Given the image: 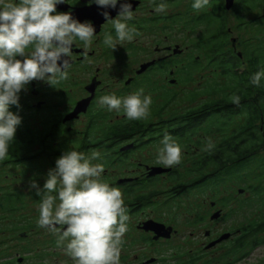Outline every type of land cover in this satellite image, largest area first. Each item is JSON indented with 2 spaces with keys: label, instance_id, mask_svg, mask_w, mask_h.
<instances>
[{
  "label": "flooded vegetation",
  "instance_id": "obj_1",
  "mask_svg": "<svg viewBox=\"0 0 264 264\" xmlns=\"http://www.w3.org/2000/svg\"><path fill=\"white\" fill-rule=\"evenodd\" d=\"M132 1L131 4L136 2V5L133 7V19L128 21L129 26L134 27L136 31L143 30L152 35L158 29L154 52L161 54V51H164V54L152 58L149 53L145 57L146 59L143 58L144 60L136 65L132 57L124 54L128 52L127 49L130 48L129 52H131L132 49L141 46L140 44L138 46L133 42L124 46L118 44L115 49H111L103 43L105 33H111L115 38V30L109 22H106L102 13L107 11L111 18H115L118 13L113 14L110 7H98L94 2L89 3V0H64L63 3L57 5L56 10L69 12L74 19L80 22H90L96 30L92 45L85 50L79 40L73 44L72 66L68 70V78L61 81L56 87L45 81L33 80L20 92L19 107L10 106V111L21 117V123L16 129L15 135L19 134L20 137L22 130L26 128L29 133L45 139V143H48L47 137L53 138L56 132L63 140H67L68 148L73 146L71 141L85 138L86 144L75 149L76 151L87 156L85 150L104 149L108 152L105 153L107 156H112L114 165L123 166L121 163L127 160L132 152L146 148L147 145L160 140L165 133H168L172 138L183 139L179 134L169 132L180 126L177 121L181 119L178 117H174L172 120L137 121L145 125L143 132H131L122 135L115 131L112 132L113 126L133 121L127 120L125 115L119 116L117 113L113 114L106 108L97 106L98 98L111 93L115 85L123 83L126 85L125 88L135 82L137 85L145 81L141 80V76L146 78V75L150 74L155 67L161 69L165 66L166 58L170 54L168 48L171 47L169 43L167 44L168 37L165 34L169 23L181 22L184 14L187 15V22H196V19L200 17L208 20L210 27L213 28V32L208 38L211 45L222 41L223 46H225L230 38L231 45L235 48L236 42H242V51H236L235 55L230 52V49L226 52L229 53V59L238 57V60H241V65L247 66L248 58L251 55L257 57L260 52H264V0H232V4L228 8L225 0H209L207 17L206 15L200 16L206 14L205 12L190 16L194 0H188V6L184 11L179 8L173 12H166V14H157L154 10L155 5L160 3L166 5L177 0H154V3L150 0ZM217 6L220 7L219 11ZM222 17L224 18V32L223 35H220L218 27ZM229 23H236L235 25L242 29L244 35L229 37L232 28ZM161 32H163L162 36H160ZM213 49L215 47H212ZM177 51L179 50L176 49ZM221 59L219 58V60ZM219 60L218 63L221 66ZM225 61L224 65L230 68L231 62ZM145 64L147 66L142 68ZM241 65L240 71H244L245 67L241 68ZM148 80L150 81L149 76ZM85 99L88 100L85 109L70 118H66L72 113L77 103L79 104ZM87 114L89 115L86 122L87 130L85 128L76 131L72 124ZM30 115H32L31 120H29ZM29 124H35L38 128L35 129ZM161 128L164 132H161ZM74 134L79 136L72 137ZM104 141H107L104 143L108 144L107 147H103ZM42 146L37 142L26 154L22 149H9L7 158L0 161V174L5 165L11 164L16 168L20 166L19 172H13L10 178H8L7 173H4V182L0 183V264H74L71 258L65 254V247L57 245V237L36 225V220L39 217L37 206L40 197L37 196L34 188H29V183L34 180L42 189L44 182L37 181L36 175L24 180L25 175L30 168L39 171V163L36 162V159L51 160L53 156H61L65 152V150L61 151L60 149H43ZM52 146L54 149L56 148V140ZM196 160V157L192 160L191 172H193L192 170L197 171L193 166ZM107 162L109 165L104 163L105 171L107 169L109 171V167H112V163L109 160ZM129 163V165L123 166L125 167L123 172L129 174L121 175L109 182L110 186L121 190L128 210L127 214L130 217L127 222L129 230L124 236V243L121 248L120 264H167V261L171 264H218L217 262L210 263V261L203 262L204 255L198 252L188 255L180 249V254L174 256L171 254L168 257L161 252L162 244L168 243L177 233L174 225L165 221L167 218L162 214V208L173 197L181 194L188 183L175 182L176 184H173L168 190L159 186L164 184L168 174L176 180L180 179L181 176L178 177V175H180L179 171L182 170V164L166 168L157 165L155 162L148 164L152 163V160L148 162L135 160V162L129 161ZM113 169L114 167H112ZM34 170L29 173H35ZM164 194H166L165 202L161 203L160 200ZM211 210H213L209 214L211 221L221 217L222 208L218 206L217 201L211 200L209 202L207 212ZM217 211L218 216L212 218V215ZM204 215L196 214V219L203 221ZM133 219L134 224L132 223ZM135 232L140 236L138 240L133 238ZM209 234L210 231L207 230L205 235L208 236ZM217 238H212L208 243ZM136 242H139L140 248L147 247L148 251L144 254L133 253L137 249L132 247ZM217 244L212 245V247ZM212 247L210 246V248ZM210 248L204 247V249ZM130 250H133L132 254ZM247 254L244 253L242 256H247ZM185 257L186 260H184Z\"/></svg>",
  "mask_w": 264,
  "mask_h": 264
},
{
  "label": "clouds",
  "instance_id": "obj_2",
  "mask_svg": "<svg viewBox=\"0 0 264 264\" xmlns=\"http://www.w3.org/2000/svg\"><path fill=\"white\" fill-rule=\"evenodd\" d=\"M64 0H0V161L7 158L21 117L10 111L19 107V94L33 80L45 81L56 87L68 78L72 66V47L79 40L85 50L92 45L96 30L90 22H80L69 12H58ZM98 7L116 8L118 0H89ZM154 3V0H150ZM209 0H194L199 12ZM157 14H166L164 3L155 5ZM115 30V38L105 33L103 43L111 49L132 42L139 35L128 21L134 17L132 4L121 0L118 14L111 18L102 13ZM86 58V55H85ZM264 68L254 73L249 83L259 87ZM230 102L236 106L241 97L233 94ZM152 98L143 88L126 96L115 94L98 98L97 106L123 113L129 121L147 119ZM155 163L166 168L182 162L181 147L165 133L160 141ZM209 139L203 149H214ZM100 158L98 151L90 156L67 150L56 159L41 189L36 181L29 185L40 197L36 225L57 237V245L74 264H120L124 236L130 220L119 188L103 181L104 165L93 164Z\"/></svg>",
  "mask_w": 264,
  "mask_h": 264
},
{
  "label": "rangeland",
  "instance_id": "obj_3",
  "mask_svg": "<svg viewBox=\"0 0 264 264\" xmlns=\"http://www.w3.org/2000/svg\"><path fill=\"white\" fill-rule=\"evenodd\" d=\"M188 2V0L169 2L166 4L167 12H173L179 8L184 11L188 6ZM219 2L222 4L221 1ZM203 12L207 13V7L199 12L193 9L190 16L198 13L202 14ZM201 18L196 19V22H187V15L184 14L181 22L169 23L165 34L168 37L167 44L169 43L171 47L168 48V53L170 54L166 58L165 66L161 69L155 67L150 74L146 75V78L145 76H141V80L145 81L137 85H135L137 83L135 82L126 87L127 89L123 83L115 85L114 90H111V93H107L106 95H118L117 92H119L122 95L118 96L122 98L143 88L144 95H150L152 98L149 116L147 119L142 120L147 122L157 119L172 120V118L179 117L188 110L194 109L205 102L210 103L222 98L228 99L232 90L230 87L231 79L227 76H222L218 60L220 53L228 49H230L233 55H235L236 51H242V42H236V46L233 48L229 37H240L243 31L235 25L236 23H229L232 28L231 36L227 37L229 39L225 45L226 47L220 46L212 50L208 38L213 32V28L210 27L208 20L206 21ZM137 32L139 35L132 42L137 46L140 44L143 47L134 48L131 52H129L130 48L128 47V52L124 54L125 56L132 57L136 65L146 59L145 57L149 53L152 58H157L164 54V51H161V54L160 52H154L155 42L159 33L158 29H156L153 35L143 30H138ZM162 35L163 32L160 33V36ZM128 43L125 42L122 45L124 46ZM176 49L179 51L173 52ZM194 58L198 60V65L187 70V74L190 73V75L189 79L186 80V71L181 69V67L186 66ZM243 66L245 67L242 64L241 68ZM148 76L150 81L148 80ZM216 84L218 89L213 88L216 87ZM111 112L113 114L117 113L115 111ZM117 114L119 116L124 115L123 113ZM30 116L29 120L32 118V115ZM88 119V114L83 116L72 124L73 128L76 131L85 128L87 130L86 122ZM244 119L243 115L234 113L230 117H223L221 115L210 116L208 121L219 120L225 122L221 131L227 135H231L238 130V126L243 123ZM29 125L35 129L38 128L35 124ZM197 133L192 135L190 139L172 138L182 150V162L180 163L182 164V170L179 171L181 177L176 180L168 174L164 180V184L159 187L168 190L173 184H176L175 182L188 184L185 185L187 187L183 188L181 194L173 197L162 208V214L167 218L165 221L172 223L177 229V233L172 239L168 243L162 244V254H166L167 257L171 254L174 256L180 254L181 249L183 253L186 252L188 255L196 252L201 253V255H204L202 258L203 262L210 261V263L217 262L218 264H264V242L257 248L250 250L247 256L245 255L244 257L242 255L238 256L239 254L232 250V242L243 232L241 228L251 221H258L264 218V145L257 146L251 155L247 159H244L243 165L237 168L231 166L228 169L214 171V166L210 165L202 172L196 170H192L193 172H191L193 158H197L204 151L203 149L207 146L209 139L215 144L214 138H219L217 136L220 135V133L214 134V132L203 135L204 131ZM78 136L72 135V137ZM197 137H200V141L198 139V142H195ZM162 138L153 144L147 145L146 148L137 149L132 152L127 160L121 164L126 166L130 164L129 161L135 162V160H142L144 162L152 160V163L148 164H154L158 149L161 147L160 141ZM85 151L87 156H90L92 151H98L100 158L93 160L92 163L104 165L102 157L106 155L105 153H108L104 149H89ZM58 157L53 156L51 160L36 159V162L39 163V171L33 169L35 173H29L33 172V170L31 168L30 170L26 169L27 173L24 180L36 175L37 181L45 182L48 171L55 167ZM107 160L112 163V156L109 155ZM106 165L109 164L107 163ZM123 166H116L112 163L114 169L112 170V167H109V171L107 169L102 173L103 181L109 184V182L114 181L117 177L129 174L123 172L125 168ZM19 168L20 166L16 168L11 164L5 165L4 170L0 174V183L4 182V173H7L9 175L8 178H10L13 172H19ZM210 172H213L212 175H207ZM204 175L205 177H202ZM165 197L166 194L160 200L161 203L165 202ZM211 200L217 201L218 206L222 208L221 217L214 221L209 219V214L213 210L207 212ZM223 202L225 204H222ZM205 212L206 214L204 215ZM196 214H203L204 220H197ZM133 221L134 219L132 223ZM207 230L210 231L208 236L205 235ZM231 232L232 235L228 240H222L221 243H216V246L204 249V247L207 248L208 242L212 238H217L223 233ZM261 234L262 232L258 233V235L256 234V237H260ZM252 236H248V239ZM133 238L138 240L140 236L135 232ZM132 247H136L137 249L135 252L130 250L131 254L132 252L144 254L148 251L147 247L140 248L139 242L134 243ZM186 257L184 260H186ZM235 257H237V261H234ZM167 264L171 263L167 261Z\"/></svg>",
  "mask_w": 264,
  "mask_h": 264
},
{
  "label": "trees",
  "instance_id": "obj_4",
  "mask_svg": "<svg viewBox=\"0 0 264 264\" xmlns=\"http://www.w3.org/2000/svg\"><path fill=\"white\" fill-rule=\"evenodd\" d=\"M223 9V8H221ZM217 10H220V7L217 6ZM206 15V14H202ZM224 18H221L218 31L220 35H223L224 32ZM223 42H216L212 47H223ZM223 51L220 53L222 58L220 61V72L222 76H227L231 79V88L230 97L233 94L239 95L241 97V103L239 106L234 105L230 102V97L228 99H216L212 102H205L194 109H190L185 112L183 115H180L177 123L180 125L178 128L169 131L173 134H179L183 139H190L197 132L204 131L203 135L209 134L211 132L220 133L219 138H214L216 143L214 144V149L211 154L207 151H203L197 157V160L194 161L193 166L197 171L202 172L206 170L210 165L214 166V171L220 169H228L229 167L237 168L243 165L244 159H247L251 153L255 150L257 146L264 145V79L261 81L259 87L253 86L249 83L251 76L257 71L264 68V52H260L257 57L251 55L248 58V65L245 66L244 71H240L241 60H238V57L234 59H229V53ZM249 57V55H247ZM225 60L231 62L230 68H227L224 63ZM198 65L197 59H191L186 66L181 67L185 70V79H189V74L187 70L189 68H194ZM246 69V70H245ZM211 85V84H210ZM218 89L217 84L216 87ZM243 115L245 118L243 123L238 126V130L231 135H227L225 132L221 131L222 126L225 122L216 120L208 121L210 116L221 115L232 116L233 114ZM226 119V118H224ZM145 125L143 123H138L137 121L129 123H120L118 126H113L112 132H118L120 135L129 134L131 132H143ZM168 131V130H167ZM161 132H164L161 128ZM166 132V131H165ZM18 135V136H17ZM202 135V136H203ZM221 136V137H220ZM48 143H45V139L40 137H35L32 133L25 128L22 130V133L19 137V134L15 135L13 143L10 145L9 149H22L26 154L31 150L34 144L37 142L42 146L43 149H51L61 151L65 150H75L83 147L87 141L85 138L75 139L72 142V147H67V140L54 133L53 138L51 136L47 137ZM197 137L195 142H198ZM56 140V148L51 147L52 143ZM59 140V141H57ZM112 141V140H110ZM200 141V139H199ZM65 142V143H64ZM107 141H104L106 143ZM108 144H104L103 147H107ZM45 147V148H44ZM107 155L102 157L103 163L107 162ZM236 171V170H234ZM238 171V170H237ZM213 172H210L212 175ZM180 175H178L179 177ZM202 177H205L202 176ZM242 233L238 235L232 242V250L238 253V256L247 254L250 250L258 247L264 242V218L258 221H251L246 226L242 227ZM262 232L260 237H256V234ZM253 235L250 239L248 236ZM247 237V240H246ZM234 261H237V257L234 258Z\"/></svg>",
  "mask_w": 264,
  "mask_h": 264
},
{
  "label": "water",
  "instance_id": "obj_5",
  "mask_svg": "<svg viewBox=\"0 0 264 264\" xmlns=\"http://www.w3.org/2000/svg\"><path fill=\"white\" fill-rule=\"evenodd\" d=\"M226 1V7L228 8V7H230L231 6V4H232V0H225ZM120 2H121V0H118V3H117V6H116V8H111L112 10V12L111 13H113V14H115V13H118V11H119V6H120ZM128 2H133L132 0H128ZM136 5V2H134L133 4H132V8L134 7ZM174 52H176V50H174ZM151 63H153V62H151ZM147 66V64H145V65H143L142 66V68H145ZM87 102H88V100L87 99H85L84 101H82L81 103H77V105H76V107L74 108V110L72 111V113L69 115V116H67L66 118H70V117H72L73 115H75L76 113H78V112H80V111H83L84 109H85V107H86V104H87ZM153 173V172H152ZM241 191V190H240ZM218 216V211L217 212H215L213 215H212V218H215V217H217ZM230 236V233H223L222 235H220L217 239H215L214 241H212V242H210L209 244H208V246L207 247H210V246H212V245H214V244H216V243H218V242H220V241H222V240H225V239H227L228 237Z\"/></svg>",
  "mask_w": 264,
  "mask_h": 264
}]
</instances>
